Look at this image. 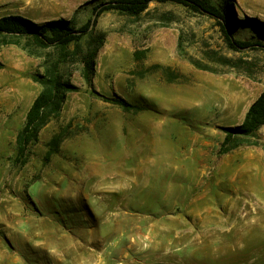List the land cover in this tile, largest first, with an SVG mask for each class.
Instances as JSON below:
<instances>
[{
    "label": "rangeland",
    "instance_id": "obj_1",
    "mask_svg": "<svg viewBox=\"0 0 264 264\" xmlns=\"http://www.w3.org/2000/svg\"><path fill=\"white\" fill-rule=\"evenodd\" d=\"M121 1L0 0V18L92 21L66 51L0 48V264H264V149L219 154L264 93V49L232 50L219 20L183 5L132 16ZM213 3L235 40L264 45V0ZM59 62L77 90L15 163L36 79Z\"/></svg>",
    "mask_w": 264,
    "mask_h": 264
},
{
    "label": "trees",
    "instance_id": "obj_2",
    "mask_svg": "<svg viewBox=\"0 0 264 264\" xmlns=\"http://www.w3.org/2000/svg\"><path fill=\"white\" fill-rule=\"evenodd\" d=\"M156 1L177 3L219 20L226 41L234 51H240L247 47L264 49V45L260 43L251 44L235 40L231 30L230 18L232 19V17L225 13L221 7L215 5L213 3L214 0H122L118 9L126 11L132 16H139L148 9L151 3ZM231 6L232 4L228 5V10L232 15ZM107 10L109 8H104L98 12L97 16ZM91 26L92 21L80 29H75L71 21L66 19L49 21L43 25H38L33 20L23 16H6L0 18V48L8 45L22 47V40L25 39L30 46L38 49L56 48L66 51L70 45L78 44L83 37L87 36ZM104 42L105 37H99L97 46L93 50H89L85 57L83 76L90 85L96 72V59ZM60 64L61 62L51 65L47 68L45 76L36 79L42 90L27 113L23 129L18 133L15 163L25 165L28 162L29 149L40 142L41 132L53 120H58L61 117L67 95L77 90L76 87L64 81L60 74ZM3 68L4 64L0 61V70ZM105 99L123 107L127 112L132 110L139 112L142 110L123 100ZM263 128L264 93L252 104L241 125L222 128L225 133V139L220 147L219 154L224 156L243 146L261 147L264 149V144L261 143L260 138V132ZM52 144L55 147L48 151L47 161L59 151L60 142L53 140Z\"/></svg>",
    "mask_w": 264,
    "mask_h": 264
}]
</instances>
